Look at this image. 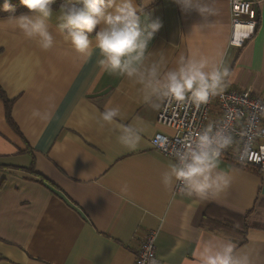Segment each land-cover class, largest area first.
<instances>
[{"label":"crops","instance_id":"crops-1","mask_svg":"<svg viewBox=\"0 0 264 264\" xmlns=\"http://www.w3.org/2000/svg\"><path fill=\"white\" fill-rule=\"evenodd\" d=\"M137 2L162 22L145 65L157 64L162 75L181 56L207 57L229 70L222 92L264 97V2L243 47L231 44L228 0H212L215 15L193 32L204 22L197 12L183 13L174 0ZM59 15L53 11L49 20L55 43L48 50L0 17V88L13 102L11 116L22 134L8 124L0 100V264H135L147 231H158L157 257L164 264H198L209 238L231 240L251 264H264V230L250 229L239 244L201 225L216 201L252 210L264 195V170L257 174L221 159L217 170L231 182L206 200L176 193V184L165 188L161 175L174 161L151 143L156 134L175 135L157 122L164 99L153 96L159 107H151L137 77L103 70L94 47L90 54L76 51L57 31ZM108 108L119 109L110 124L99 118ZM128 125L146 126L135 150L117 139ZM33 161L34 172L26 170Z\"/></svg>","mask_w":264,"mask_h":264},{"label":"clouds","instance_id":"clouds-1","mask_svg":"<svg viewBox=\"0 0 264 264\" xmlns=\"http://www.w3.org/2000/svg\"><path fill=\"white\" fill-rule=\"evenodd\" d=\"M27 12L19 15L4 0L3 11L10 13L6 22L19 30L25 38L35 40L40 48L48 50L55 39L49 20L55 0H20ZM183 13L197 12L203 23L193 26L203 30L208 18L215 15L212 0H174ZM137 0H75L59 7L57 31L76 51L89 53L99 50V66L110 74L137 77L148 89L145 101L153 108L158 103L152 97L184 102L195 106L208 102L226 85L229 70L222 64H210L207 57L181 56L178 65L161 75L157 64L145 65L146 53L154 35L162 27L161 20L153 18ZM191 32V33H192ZM94 37V38H93ZM40 116L37 111L34 113ZM119 109L108 108L100 120L112 123ZM146 126L128 125L120 129L118 142L128 150H135L142 140ZM233 143L227 126L209 125L189 143L177 150L174 162L161 175L165 188L172 189L177 182L180 193L187 197L206 200L225 190L231 176L218 171L222 151ZM198 264H251L246 253L236 251L231 240L209 238L202 244Z\"/></svg>","mask_w":264,"mask_h":264},{"label":"built area","instance_id":"built-area-1","mask_svg":"<svg viewBox=\"0 0 264 264\" xmlns=\"http://www.w3.org/2000/svg\"><path fill=\"white\" fill-rule=\"evenodd\" d=\"M228 1L231 44L243 47L258 28L257 6L264 0ZM157 122L175 131L173 137L159 133L151 141L153 148L170 160L174 161L175 152L209 125L227 126L233 143L222 151L220 160L264 170V97L251 90L220 92L200 106L187 99H164ZM179 189L177 182L176 193ZM140 237L135 264H164L157 257L158 231H147Z\"/></svg>","mask_w":264,"mask_h":264},{"label":"trees","instance_id":"trees-1","mask_svg":"<svg viewBox=\"0 0 264 264\" xmlns=\"http://www.w3.org/2000/svg\"><path fill=\"white\" fill-rule=\"evenodd\" d=\"M74 2L75 0H55L52 7L54 11H59V7L62 4H72ZM9 3L14 8L16 15L27 12V9L21 4L20 0H11ZM3 5L4 3L0 4V17H8L10 13L3 11ZM0 100L4 104L8 124L18 135L22 136L11 116L13 102L7 98L1 88ZM33 166L34 161L31 168L26 170L34 172ZM237 166L257 174H261L262 172L261 169L254 167ZM201 225L203 228H208L211 232H221L226 237L237 240L240 242L239 244H244L248 241L250 229L258 228L264 230V195L258 196L254 208L250 211L239 210L229 204L216 201L206 211Z\"/></svg>","mask_w":264,"mask_h":264}]
</instances>
